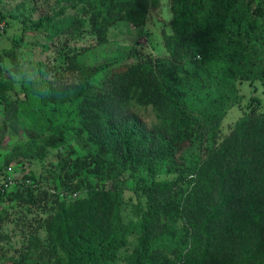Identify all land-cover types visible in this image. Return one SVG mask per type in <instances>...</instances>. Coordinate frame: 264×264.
<instances>
[{
    "label": "trees",
    "instance_id": "trees-1",
    "mask_svg": "<svg viewBox=\"0 0 264 264\" xmlns=\"http://www.w3.org/2000/svg\"><path fill=\"white\" fill-rule=\"evenodd\" d=\"M60 1L88 7L60 32L81 33L86 19L99 44L115 23L142 25L161 7V0ZM168 6L171 33L162 32L165 55L112 68L98 88L89 85L93 68L77 84L56 82L38 91L53 104L77 101L76 133L94 145L95 153L61 160L57 176L73 199L53 197L54 212L43 220L44 242L30 233L28 250L47 248L58 264H113L137 227L121 219L120 178L129 169L137 171L132 158L141 152L151 166L152 152L158 150L159 158L172 162L198 135L206 144L193 177L181 173L146 187V211L129 264H264V114L250 109L217 143L221 116L202 122L196 113L208 105L223 114L237 95L238 81L264 84V0H168ZM3 56L11 64L4 73ZM66 69L82 73L76 54L67 57ZM11 73H20L12 48L0 53L1 99L13 89ZM147 108L157 125L147 127L136 112ZM62 140L58 133L45 145ZM44 150L36 154L42 157ZM110 152L115 160L106 162ZM89 176L110 181L111 188L96 189ZM83 191L86 195L78 197ZM41 195L16 197L22 205L46 207L49 195ZM8 196L0 190V200Z\"/></svg>",
    "mask_w": 264,
    "mask_h": 264
},
{
    "label": "rangeland",
    "instance_id": "rangeland-1",
    "mask_svg": "<svg viewBox=\"0 0 264 264\" xmlns=\"http://www.w3.org/2000/svg\"><path fill=\"white\" fill-rule=\"evenodd\" d=\"M88 1L98 5L97 0ZM85 6L88 8L84 2L60 0H0V53L12 48L20 63V73H11L13 89L5 93L4 99L0 98V188L9 194L0 200V264H58L57 256L47 248L28 250L27 240L29 234L34 233L44 242L46 233L42 225L54 212L50 206L56 207L53 197L65 201L73 199L72 192L62 186L57 176L61 160L95 153L94 145L76 133L77 101L53 104L38 91L45 92L56 82L77 84L81 77L90 76L93 68L97 71L89 78V85L98 88L112 68L136 63L144 57L165 55L162 32L171 33L168 0H161V7L151 11L142 25L133 26L125 21L115 23L108 29L107 41L102 44L90 33L86 19L81 33L60 32V26L67 25ZM72 54H76L82 67L80 74L66 69L67 57ZM1 68L2 73L11 68L4 56ZM236 88L237 95L223 114L217 106L208 105L203 106L202 112H196L201 113L198 118L202 122L212 114L221 116L216 128L217 143L238 128L250 109L264 114L263 83L238 81ZM136 112L147 127L159 123L150 108ZM58 133H62V142L47 147L45 141ZM204 139L197 135L169 163L159 158L158 150L152 152L151 166L141 152L132 158L137 171L132 173L129 169L120 178L123 186L121 219L124 224L133 223L137 227L113 264H129L128 258L140 236L139 223L146 211V187L152 182L173 181L181 173L193 177L206 144ZM39 148H45L42 157L36 154ZM111 160H115L112 152L105 155L106 162ZM88 180L96 189L111 188L110 181L94 176H89ZM29 192L37 198L44 192L51 195L46 207L19 203L16 195L25 196ZM85 195V191L77 194L78 197ZM181 225L180 221L176 224L178 230Z\"/></svg>",
    "mask_w": 264,
    "mask_h": 264
},
{
    "label": "built area",
    "instance_id": "built-area-1",
    "mask_svg": "<svg viewBox=\"0 0 264 264\" xmlns=\"http://www.w3.org/2000/svg\"><path fill=\"white\" fill-rule=\"evenodd\" d=\"M11 171V168H8V172H10ZM0 190H1V188H0ZM74 196H75V194H74Z\"/></svg>",
    "mask_w": 264,
    "mask_h": 264
}]
</instances>
